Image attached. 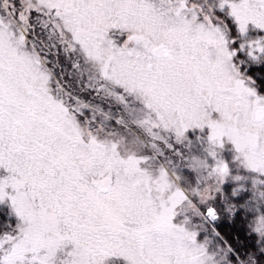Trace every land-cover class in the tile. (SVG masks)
<instances>
[{
	"label": "snow or ice",
	"instance_id": "snow-or-ice-1",
	"mask_svg": "<svg viewBox=\"0 0 264 264\" xmlns=\"http://www.w3.org/2000/svg\"><path fill=\"white\" fill-rule=\"evenodd\" d=\"M0 264H264V0H0Z\"/></svg>",
	"mask_w": 264,
	"mask_h": 264
},
{
	"label": "flooded vegetation",
	"instance_id": "flooded-vegetation-1",
	"mask_svg": "<svg viewBox=\"0 0 264 264\" xmlns=\"http://www.w3.org/2000/svg\"><path fill=\"white\" fill-rule=\"evenodd\" d=\"M70 71V69H68Z\"/></svg>",
	"mask_w": 264,
	"mask_h": 264
}]
</instances>
